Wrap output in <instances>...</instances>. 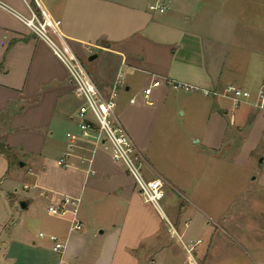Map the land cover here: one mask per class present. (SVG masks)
I'll return each mask as SVG.
<instances>
[{"label": "crops", "instance_id": "0c3cea01", "mask_svg": "<svg viewBox=\"0 0 264 264\" xmlns=\"http://www.w3.org/2000/svg\"><path fill=\"white\" fill-rule=\"evenodd\" d=\"M0 2V264H156L154 249L166 246L172 230L143 200L107 144L81 141L70 149L67 132L78 129L81 102L53 47L22 17L34 13L56 45L81 63L85 58L88 69L82 65L105 97L124 75L115 115L149 178L160 177L167 185L151 162L156 133L183 132L211 150L233 144L237 129L241 160L263 147L258 110L203 91L235 83L257 94L264 81V43L258 39L253 45L246 36L254 27L262 37L264 24H253L250 15L251 4L264 6V0ZM237 21L246 25L240 33ZM93 54L97 57L89 60ZM171 82L199 89L185 91ZM66 153L64 166L60 159ZM64 197L79 199L75 218L82 230H71V214L48 213V206ZM50 234L66 244L62 252L53 250Z\"/></svg>", "mask_w": 264, "mask_h": 264}, {"label": "rangeland", "instance_id": "374dc122", "mask_svg": "<svg viewBox=\"0 0 264 264\" xmlns=\"http://www.w3.org/2000/svg\"><path fill=\"white\" fill-rule=\"evenodd\" d=\"M251 5L253 24H264V6ZM245 27V22H236L237 32ZM251 31L247 42L254 45L259 39L264 43V33L259 37L254 27ZM81 61L87 68V60ZM240 61L247 63L246 57ZM241 135L235 129L233 144L211 150L192 143L183 132L153 135L151 162L169 182L160 200L168 220L149 204L172 230L171 236H165L166 246L154 249L156 264H264V138L263 147H255L241 160ZM143 172L149 178L144 167ZM52 220L57 219L47 216V221Z\"/></svg>", "mask_w": 264, "mask_h": 264}, {"label": "built area", "instance_id": "2783aa9c", "mask_svg": "<svg viewBox=\"0 0 264 264\" xmlns=\"http://www.w3.org/2000/svg\"><path fill=\"white\" fill-rule=\"evenodd\" d=\"M2 3L0 2V6ZM164 11V7L159 4L157 7ZM22 20L40 37L47 41L54 49L64 66L66 67L71 81L74 85V92L82 102L79 105L77 116V131L67 132L69 147L71 150L79 146L81 141H90L95 145L107 144L112 150V157L116 163L123 165L127 173L133 178L135 187L147 203H151L161 211L160 200L166 194V182L160 178H147L143 172V157L137 149L135 143L117 119L114 108L116 106V92L118 88L124 86V75L120 74L115 81L109 97H105L95 85L90 75L82 63L73 54L69 55L62 47L56 45L48 35L47 29L33 13L30 18L22 17ZM55 26L60 25L61 21H53ZM157 84V83H154ZM175 88L185 91L198 90L197 86L171 82ZM151 87L144 90L146 97L150 94ZM203 93L212 97H223L230 100L235 106L248 104L258 110L264 118V81L261 83L257 94L252 95L251 91L239 84H228L223 89L204 90ZM66 153L61 159L60 164L67 165ZM79 199L64 197L57 204H50L47 208L49 214L63 217L68 214L73 216L71 230L80 231L83 228L75 216ZM44 237L45 234H39ZM53 244V250L62 252L66 244L56 234L48 235Z\"/></svg>", "mask_w": 264, "mask_h": 264}, {"label": "water", "instance_id": "95a60500", "mask_svg": "<svg viewBox=\"0 0 264 264\" xmlns=\"http://www.w3.org/2000/svg\"><path fill=\"white\" fill-rule=\"evenodd\" d=\"M97 57V54H93V55H91L90 57H89V60H93V59H95ZM20 165H24V163L23 162H21L20 163ZM22 206H24V203L22 204Z\"/></svg>", "mask_w": 264, "mask_h": 264}, {"label": "trees", "instance_id": "16d2710c", "mask_svg": "<svg viewBox=\"0 0 264 264\" xmlns=\"http://www.w3.org/2000/svg\"><path fill=\"white\" fill-rule=\"evenodd\" d=\"M1 148H2L3 150H5V147H4V146H2Z\"/></svg>", "mask_w": 264, "mask_h": 264}]
</instances>
